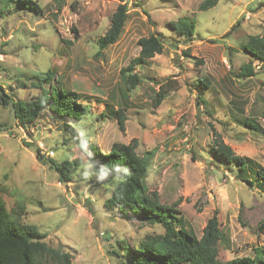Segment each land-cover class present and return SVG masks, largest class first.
Listing matches in <instances>:
<instances>
[{"label": "rangeland", "instance_id": "374dc122", "mask_svg": "<svg viewBox=\"0 0 264 264\" xmlns=\"http://www.w3.org/2000/svg\"><path fill=\"white\" fill-rule=\"evenodd\" d=\"M34 1L40 12L12 2L0 14V85L19 101L41 93L37 78L45 88L60 80L79 93L87 110L70 127L48 109L26 126L0 127V198L10 217L35 226L49 246L63 247L71 264H123L113 253L116 238L132 246L164 228L112 212L105 204L111 175L94 172L81 147L89 142L108 152L115 142L132 143L139 154L153 152L149 190L163 203L178 202V216L198 236L217 215L226 235L220 260L264 249L258 230L264 188L237 178V168L212 150L219 135L236 154L264 164V63L254 60L255 75H240L251 60L243 45L264 34V0H219L206 10L199 8L203 0ZM120 2L128 5L127 22L119 39L100 50L97 40ZM184 17L196 24L190 37L168 25ZM151 33L160 34L164 49L127 72L139 77L132 88L121 69L139 55V39ZM49 70L53 81L45 83ZM168 79H176L178 88L154 107L153 89ZM119 108L126 115L123 127L113 114ZM10 122L7 104L0 107V126ZM50 159L71 162V179L61 181Z\"/></svg>", "mask_w": 264, "mask_h": 264}, {"label": "trees", "instance_id": "16d2710c", "mask_svg": "<svg viewBox=\"0 0 264 264\" xmlns=\"http://www.w3.org/2000/svg\"><path fill=\"white\" fill-rule=\"evenodd\" d=\"M218 1L203 0L199 8L206 10L215 6ZM2 2L0 14L12 2L16 7L34 12L41 11L34 0H2ZM128 15L127 3L120 2L111 16L109 28L97 40L100 50L119 39ZM168 25L179 36L190 37L196 30L194 19L189 17L170 21ZM138 43L141 47L139 55L121 69V74L126 75L132 88L139 81V77L137 74L127 72L137 65L147 63L164 49V42L160 34L156 33L141 37ZM243 49L251 56V60L242 66L240 75L253 76L255 75L253 61L264 63V34L251 35L243 45ZM52 75L53 72L49 70L41 79L48 83L53 81ZM59 81L56 82L58 86L45 88L37 78L34 85L40 88L41 93L30 100L13 101L4 90V93L0 94V107L12 102L16 108V122L22 127L33 123L45 109H48L52 115L68 121L69 123L65 122V125L70 127L73 121H79L85 116L87 107L80 102L78 92L68 89ZM199 81L204 86L209 83L208 78ZM177 88L176 79L159 83V88L153 89V106L159 107L170 92ZM113 114L119 125L123 127L126 119L123 109L119 108ZM246 122L251 127L256 126L253 120L248 119ZM81 150L94 172L111 175V181L109 180L111 194L105 204L112 212L126 220H137L147 224L157 223L164 228L163 233L146 235L132 246L125 239L116 238L115 245L118 250L115 248L113 253L124 258L123 264H264V249L261 246L255 248L253 256L220 260L219 246L226 241V235L219 226L217 215L209 218L203 234L198 236L195 230L178 216L176 207L178 202L172 205L163 203L156 190H149L146 176L149 161L153 158L152 151L139 154L135 144L120 142L113 143L108 152H101L99 147L89 142L84 143ZM212 150L222 160L237 168V178L250 187L259 185L264 188V164L253 158L236 154L219 135L214 139ZM41 152V149L36 147L38 160H42ZM48 161L58 171L61 181L71 179V162L59 163L53 159ZM258 230L264 233V222H261ZM44 239L45 234L38 231L35 226L13 220L0 198V264H51V262L71 264L70 253L64 251L61 246H49ZM119 248L122 250L120 251Z\"/></svg>", "mask_w": 264, "mask_h": 264}, {"label": "water", "instance_id": "95a60500", "mask_svg": "<svg viewBox=\"0 0 264 264\" xmlns=\"http://www.w3.org/2000/svg\"><path fill=\"white\" fill-rule=\"evenodd\" d=\"M4 93V89L3 87L0 85V94H3ZM10 105V108H11V122L6 124V125H1L0 127H10V126H13L15 125V122H16V108H15V105L10 102L9 103Z\"/></svg>", "mask_w": 264, "mask_h": 264}]
</instances>
